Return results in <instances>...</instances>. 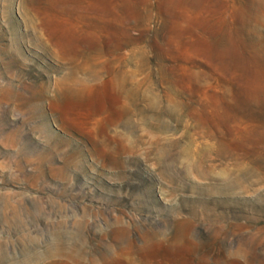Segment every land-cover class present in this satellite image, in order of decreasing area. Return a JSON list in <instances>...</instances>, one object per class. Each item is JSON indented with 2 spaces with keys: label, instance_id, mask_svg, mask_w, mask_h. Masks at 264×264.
<instances>
[{
  "label": "rangeland",
  "instance_id": "374dc122",
  "mask_svg": "<svg viewBox=\"0 0 264 264\" xmlns=\"http://www.w3.org/2000/svg\"><path fill=\"white\" fill-rule=\"evenodd\" d=\"M0 264H264V0H0Z\"/></svg>",
  "mask_w": 264,
  "mask_h": 264
}]
</instances>
